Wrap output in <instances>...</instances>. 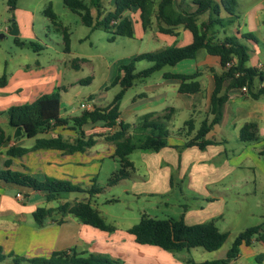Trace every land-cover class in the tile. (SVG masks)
Here are the masks:
<instances>
[{
	"label": "crops",
	"instance_id": "crops-1",
	"mask_svg": "<svg viewBox=\"0 0 264 264\" xmlns=\"http://www.w3.org/2000/svg\"><path fill=\"white\" fill-rule=\"evenodd\" d=\"M154 1L156 4L159 2ZM214 1L220 5L222 0ZM176 2L182 10H196L191 0ZM114 8L113 0V8L110 11ZM235 13L237 18L232 25L225 28L214 27L209 35L218 42L225 37H237L249 50L247 67L256 69L259 76L246 92L242 88H230L228 82L224 83L223 91L227 93L228 99L223 107L222 120L213 126L206 136V140L214 142L213 144L204 150L197 146L181 150L176 148L182 147L193 138L203 121L212 118L210 106L216 86L215 75H221L222 66L219 57L204 50H201L195 59L184 60L171 67L170 71H161L157 78L152 75L147 79L137 80L134 86L139 89L135 97L123 110L124 98L120 103L121 114L118 123L124 122L135 127L140 118L147 114H153V120L163 116L169 117L168 146L158 152H133L129 156L134 165L130 177L109 187L120 188L127 198L145 200L150 204V209H153L152 212L141 210L138 216L132 215V208L128 207L117 213H108L107 216L113 221L111 225L116 227L114 232L101 231L81 223L70 215L63 216L59 213H55L40 226L34 219V212L40 207H57L48 202L42 193L25 187L1 184L0 248L6 258L0 261V264H16L14 257L10 255L33 259L71 250L106 256L122 264H189L191 261L202 263L224 259L240 233L264 222V96L257 99L252 97L253 93L264 88V0H237ZM125 15L133 21L134 38L144 41L148 37L147 41L158 44L151 52L192 43L191 32L183 27L175 29V34L160 33L159 28L164 25L157 19L156 12L146 31L142 28L139 11L134 9ZM208 16V13L201 15L198 22L201 24L207 21ZM220 16L224 19L230 17L223 8ZM44 17L49 20L45 15ZM30 19L33 28L35 15L29 16L28 20ZM44 25L40 28L43 33ZM20 26L19 19L17 22L14 20L6 30L10 33L14 32L13 30L18 32ZM245 34L253 35L255 40L243 39ZM31 37L40 38L37 33ZM57 63L60 62H36L34 65L21 64L11 67L0 65V77L6 76V85L0 87V111L34 102L42 95L52 93L55 83L53 75L58 70ZM197 72L200 73L197 80L201 84V91L194 94L180 93L179 80L163 77L164 73L188 75ZM106 87L108 86H105L98 96L90 94L86 102L93 108L99 106L104 99L102 93L107 91ZM63 92L66 93L67 90L64 88ZM67 111L61 102L62 118H69L75 113ZM188 120L194 121V132L190 135L186 130L182 131ZM247 124H253L251 132L258 136V140H241L240 131ZM102 129H106L102 124L84 125L82 131L85 136L105 135L98 136L95 145L85 152L73 154L56 149L33 150L37 139L61 137L64 141L72 143L78 134L67 126L44 131L34 139L25 137L18 128H12V133L4 131L9 141L0 147V169L4 168L10 148H24L28 150L27 153L11 158V170L29 174L38 180L51 177L89 189L94 182L97 184V178L107 160L113 162L114 169L119 162L113 157L115 144L104 138L114 133L118 127L106 129L105 132H102ZM31 140L34 141L30 143ZM98 141L105 144L98 147ZM77 194L81 197H70L67 193L66 197L60 195L58 198L63 199L61 204L92 201V197L87 193ZM18 195H21L22 199L18 198ZM107 202L117 203L119 200L112 198ZM170 203L177 205V219L183 218L187 225L215 221L221 232L229 234L227 242L217 251H203L201 260L188 256L191 254L189 252L197 248L188 250V253H171L157 246L136 243L128 230L145 215L159 219L157 211L162 214L161 207L165 208ZM92 206L102 215L96 205ZM229 242L231 245L225 248ZM263 255L264 241L256 236L252 238L250 245L241 246L239 256L230 264H264V258L258 261Z\"/></svg>",
	"mask_w": 264,
	"mask_h": 264
},
{
	"label": "trees",
	"instance_id": "trees-1",
	"mask_svg": "<svg viewBox=\"0 0 264 264\" xmlns=\"http://www.w3.org/2000/svg\"><path fill=\"white\" fill-rule=\"evenodd\" d=\"M104 0H63L64 5L73 13L81 16L83 24L92 31L101 29L110 33V41L116 37L134 38L133 21L125 14L134 9L139 11L140 22L143 30H147L152 23V16L156 12L157 19L161 26L159 32L163 34H175L178 27L191 32L192 43L176 47L170 46L158 51L144 52L130 58L129 61L121 63L117 68V74L113 78L110 86L119 85L121 90L115 95L112 102L105 107L96 106L92 111H83L80 116L72 119L61 117V99L59 92L45 94L39 97L32 104L13 106L7 111L0 113L6 115L9 125L12 128L20 129L25 137L29 139L37 138L44 131L55 127H66L72 122L73 130L77 131L78 137L72 142H66L61 137L51 139H37L33 150L56 149L68 154L75 152H85L93 147L98 136H85L82 127L86 124H102L103 128L112 130L118 129L105 136V140L115 144L114 158L120 163V168L112 173L108 180V187L118 184L120 181L130 177L134 170L133 163L129 156L135 151L158 152L168 146L170 132L167 127L168 116L159 117L153 120V114H147L140 118L135 127L130 124L120 122V103L126 92L134 86L140 79H147L157 72H161L165 67H174L184 60L195 59L201 50L220 58L222 73L215 75L216 86L211 98L210 115L211 119H206L193 138L178 149L197 146L204 150L214 142L206 140V136L211 128L219 124L222 120L223 107L228 96L223 91L224 83L228 82L230 88L247 87L250 89L259 76L256 69L248 68L249 50L237 37H225L222 41H215L210 37V30L214 27H228L234 23L237 16L235 13L237 0H222L217 4L214 0H191L196 7L195 11L182 10L176 0H159L156 4L154 0H114V10L106 15L102 14ZM18 0H8L10 11L14 12L17 8ZM221 8L230 17L221 18ZM92 9H95L97 16H92ZM208 13L207 21L199 23V17ZM43 14L54 24L57 25V16L49 4ZM11 25V23H10ZM9 25V26H10ZM10 28V27H9ZM62 28V27H61ZM65 51L70 50V37L66 28H62ZM243 39H254L251 34H245ZM31 47L37 48L36 44L30 43ZM41 47L38 46L36 50ZM233 61V66L226 71L227 63ZM141 62L151 63V66L137 71V64ZM236 74H239L236 77ZM165 79H175L180 81L179 92L182 94H194L201 91V84L197 80L200 73L195 74H171L164 73ZM90 83V79L85 81ZM6 85V76L0 77V87ZM109 86L106 87V90ZM264 96V88L253 93L252 97L257 99ZM253 124L245 125L240 131V138L244 142L256 141L258 136L252 133ZM190 135L194 132V121L188 120L184 129ZM9 141L4 130L0 126V147ZM28 150L24 148H10L7 151L8 158L4 162V168L0 169V185L8 184L18 187L29 188L33 191L45 195L48 202L56 200L63 193H87L90 197L103 192V188L94 184L89 189H84L69 181L57 180L46 177L43 180L29 175L11 170L13 157L22 156ZM55 213L63 216L70 215L83 224L90 225L105 232H114L116 227L108 224L100 212L94 208L91 202L79 201L76 203H65L57 208L40 207L34 212V219L38 225H44L48 218ZM128 232L135 238L140 245L157 246L167 252L178 253L194 248H203L208 252L221 249L229 238L227 232H221L215 224L210 221L203 224L187 225L183 218L156 219L150 216H143ZM258 236L259 240L264 241V222L260 225L250 227L240 233L232 243L224 259L205 261L202 263L190 262L189 264H230L240 254L243 244L250 245L253 237ZM14 257L16 264H122L118 260H113L106 256H99L88 253H78L75 250L69 252H54L49 257L26 259L24 257ZM6 258L0 248V261ZM264 258L260 256L258 261Z\"/></svg>",
	"mask_w": 264,
	"mask_h": 264
},
{
	"label": "rangeland",
	"instance_id": "rangeland-1",
	"mask_svg": "<svg viewBox=\"0 0 264 264\" xmlns=\"http://www.w3.org/2000/svg\"><path fill=\"white\" fill-rule=\"evenodd\" d=\"M49 4L52 5V9L57 16V25H54L47 19L45 20L43 15L45 8ZM17 7V10L12 12L8 6V0H0V65L2 67L5 65L11 67L21 64L34 65L36 62L52 64L59 61L60 63H57L58 70L53 75L55 83L52 93L59 92L63 107L68 110V113L75 111L68 119L80 116L82 113V110L79 109L80 105L87 101L86 99L90 94L98 96L105 86H109V89L102 93L104 99L100 102L99 106L105 107L110 104L115 95L121 90L119 85L110 86L117 74L118 66L121 63L129 61L134 55L151 52L158 45L155 42L147 41L148 37L144 41H141L138 38L118 36L111 42L110 37L112 35L110 33L101 29L92 31L83 24L79 14L73 13L66 8L63 0H18ZM103 8L102 13L106 15L113 8V0H105ZM32 14L35 15L33 28L31 19L28 20V17H31ZM92 16H97L95 9H92ZM18 19L21 25L18 32L15 30L12 33L8 32L6 28L10 23L12 25L14 20L17 22ZM43 24H45L43 28L44 33L40 30ZM61 27L66 28L69 33V52L65 51ZM35 33L39 34V39H31V35ZM1 35L4 37H1ZM30 43L36 44L37 48L38 46L41 48L36 50L37 48L31 47ZM183 44L186 45L185 43ZM150 66L151 63L141 62L137 64V71ZM170 70L171 67H165L162 72ZM159 75L160 72H157L152 77L157 78ZM87 79H90V83L85 82ZM64 88L67 90L66 93L63 92ZM138 89L137 86H133L126 92L122 110L135 97ZM62 94L63 97H61ZM3 112L5 111H0V113ZM0 126L7 133H12V127L9 125L6 115L0 116ZM71 126L72 122H70L67 128L69 129ZM105 131L107 130L102 129V132ZM33 141L31 140L30 143ZM102 144L105 143L98 141V147ZM112 163L107 160L104 164L97 178V186L103 188V192L98 196H93L91 201L102 212L106 222L110 224L113 222L107 216L108 213H117L128 207L132 208V215L138 216L141 210L149 213L152 212L153 209H150V204L145 200L127 198L123 195L120 188H109L107 186L113 170H117L120 167L118 162L116 169H114V164ZM68 194L70 197H81L77 193ZM61 195L66 197L67 193ZM112 198L118 199L119 202H107V200ZM62 202V198L51 201L54 207H58ZM176 207L177 205L174 204L173 206L172 203L165 208L161 207L163 213L160 214L157 211V218H179L177 213L179 208ZM229 245H231L230 242L227 243L225 248ZM185 251L184 253H188V250ZM203 251H205L203 248H197L189 252L191 254H188V256L191 255L192 259L201 260V253Z\"/></svg>",
	"mask_w": 264,
	"mask_h": 264
},
{
	"label": "built area",
	"instance_id": "built-area-1",
	"mask_svg": "<svg viewBox=\"0 0 264 264\" xmlns=\"http://www.w3.org/2000/svg\"><path fill=\"white\" fill-rule=\"evenodd\" d=\"M234 62L231 61L229 63H227L226 67H225V70L228 71L232 66H233ZM239 74H236V77H238ZM242 90L244 92L247 91V87H242ZM80 108L83 110V111H92L94 108L92 107V105L88 102H84L80 105ZM18 198L22 199V196L21 195H18Z\"/></svg>",
	"mask_w": 264,
	"mask_h": 264
}]
</instances>
